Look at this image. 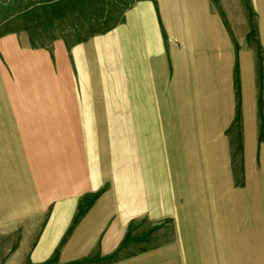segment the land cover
<instances>
[{
	"label": "crops",
	"instance_id": "1",
	"mask_svg": "<svg viewBox=\"0 0 264 264\" xmlns=\"http://www.w3.org/2000/svg\"><path fill=\"white\" fill-rule=\"evenodd\" d=\"M234 119L261 191L264 0L0 23V264H264L260 203L229 214Z\"/></svg>",
	"mask_w": 264,
	"mask_h": 264
},
{
	"label": "rangeland",
	"instance_id": "2",
	"mask_svg": "<svg viewBox=\"0 0 264 264\" xmlns=\"http://www.w3.org/2000/svg\"><path fill=\"white\" fill-rule=\"evenodd\" d=\"M136 0H0V23H13L28 32L32 40L59 36L71 27L84 25L88 31L118 23L124 10ZM229 214H264V188L253 190L251 166L243 163L242 128L234 119L229 129ZM245 165V166H244ZM258 184V180H257ZM263 187V180L261 179ZM257 205V206H256Z\"/></svg>",
	"mask_w": 264,
	"mask_h": 264
}]
</instances>
